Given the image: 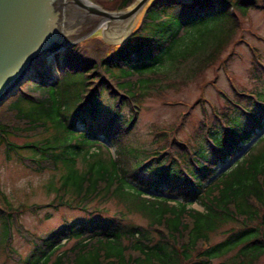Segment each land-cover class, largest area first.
<instances>
[{
  "label": "trees",
  "instance_id": "1",
  "mask_svg": "<svg viewBox=\"0 0 264 264\" xmlns=\"http://www.w3.org/2000/svg\"><path fill=\"white\" fill-rule=\"evenodd\" d=\"M131 1L120 0L117 7L123 9ZM176 2L151 0L142 12L140 31L111 44L110 54L87 58L92 62L88 67L87 60L85 67L73 64L68 54L63 57L64 75L56 82L32 80L37 95L15 93L24 103L11 105L16 125H0V141L15 154L16 148L28 150L26 160L36 167L59 172L57 181L47 185L55 193L51 204L67 203L85 212L77 226L65 221L61 229L37 236L17 222L19 207L11 205L0 187L3 248L19 264H253L264 253V133L233 166L203 185L213 166L233 155L263 126L264 86L251 91L233 87V96L223 94L230 112L216 108L209 120L200 121L195 144L175 136L170 126L155 134L151 147L120 143L133 119L128 115L119 120L120 110L123 103L132 110L133 97H137L136 82L130 79L127 66L153 73L168 66L175 69L177 60L195 61L187 74H197L239 29L236 14L243 15L257 4L256 0H191L184 6ZM101 71L118 76L115 88L123 90L129 102L121 95L113 96V110L103 120L98 113L104 85L85 90L92 78L85 74ZM159 79L151 74L139 80L145 91L157 86ZM77 123L80 129H74ZM15 133L30 139L16 144L8 137ZM99 134L114 144L115 155L97 138ZM146 167L154 177L147 184L137 182L134 170ZM146 187L161 193L145 196ZM162 192L175 193L183 201L173 199L171 203ZM110 198L121 202L127 212L140 214L145 224L125 219L122 210L104 216L101 203ZM189 200L202 208L188 207ZM12 220L18 232L32 242L25 257L10 244ZM218 232L221 236L211 242ZM64 237L73 241L61 247Z\"/></svg>",
  "mask_w": 264,
  "mask_h": 264
},
{
  "label": "rangeland",
  "instance_id": "2",
  "mask_svg": "<svg viewBox=\"0 0 264 264\" xmlns=\"http://www.w3.org/2000/svg\"><path fill=\"white\" fill-rule=\"evenodd\" d=\"M90 1L106 9H122L117 7L120 0ZM136 1L137 0L131 1L125 8L132 7ZM176 1L184 6L190 3L191 0ZM177 2L176 4H178ZM256 3L257 4L251 6L245 14H236V19L239 22V29L233 34V37L225 45L221 53L216 56L214 61L208 66L203 67L197 74L189 77L187 74L188 67L195 66V61H184L182 63V61L177 60L175 64H173L176 65L175 69L168 66L160 70L156 69L153 73L147 72V68L139 67L140 71L144 74L148 76L152 74V76L160 79L157 81V86H149L145 91H143L141 87L142 94L139 97L140 108L137 118L133 126L121 135L120 143H130L138 148L151 147L154 144L152 140L155 139V134L170 126L171 130L176 132L175 136L179 137L181 140L188 139L189 142L192 141L195 144L198 141V136L195 134L200 131V121L204 119L209 120L216 108L221 110L225 109L227 113L230 112L229 109L225 108L229 105V102L223 95L226 94L230 97L234 95L233 92H235V90H233L229 78L233 81L234 87H237L240 91L260 90L264 86V0H256ZM175 10L177 9L175 8ZM141 15L142 11L133 19L131 31L126 33L123 32L122 34L119 31V27H116L108 31V36H104L101 35L100 32L101 27H97L91 34L74 42L72 44L74 47L69 45L70 47H66L64 51L57 52V56L54 54V56L41 61L32 69L30 73L32 79L23 80L17 91L26 95H37L39 92L37 89L32 90L30 81H37L41 84L52 81L56 82L58 78L56 76V70H58L62 76L64 75L63 72H60V66L63 63V57L68 54H70L71 62L79 67L86 66L83 63L87 58L93 59L107 56L111 53V44L120 43L122 39L124 42V40L130 36V32H134V30L140 31L143 21ZM125 24H123V26ZM139 25L140 27H138ZM186 25H188V23H186ZM127 35L129 36L126 38ZM204 35L201 36L203 37ZM71 48L73 49L71 50ZM55 60H57L58 66ZM88 64L87 67L91 66L92 62ZM54 66H57L58 69L56 67L55 70V68H53ZM113 70L117 73V69ZM94 71H96V69ZM79 73L83 74L84 71ZM79 73L77 74L78 76ZM85 75H89L88 77L92 76L87 82L86 92L90 90V87L97 86L98 84L104 85L102 94L99 98L100 111L98 113V119L103 120L108 118L110 112L113 110H110L111 104L114 105L113 96L121 95L122 98H126V94H124L123 90L115 88V78L118 76H107L104 75L103 71H101L100 74L90 72ZM130 79H133V77H130ZM110 89L113 91L112 95L109 93ZM18 102L24 103L20 96L14 94L0 105V125H16L17 120L14 116L15 110L11 105L15 107L14 104ZM126 102H128L127 98ZM248 105L250 104L248 103ZM130 110L129 104L127 106L123 103L119 113V120L127 118ZM81 127V124L77 123L74 129H80ZM263 132L264 126L258 134L249 142L245 143L243 147L249 148L255 142V139ZM159 135L160 133L158 136ZM8 137L11 141L19 145L23 143V141L30 139V137L24 136V134L21 133H15ZM97 138L105 142L111 150V153H113L114 146L109 140L103 138L102 134H99ZM16 149L20 155H18V153L15 154L12 150L7 151L4 143L0 141V187L6 194L11 205L14 208L19 207L16 220L29 232L41 237H44L53 230L61 229L62 225L66 223L65 221L77 226L84 220L85 212L77 206L68 205L67 203H58L57 205L51 204L55 193L49 191L47 185L50 181H57L59 172L47 167H36L26 160V156L29 154L28 150L24 148ZM240 154L241 153L237 151L230 156V158H227L226 161L218 163L215 169L216 173H220L233 165V162ZM129 159L131 161L133 160V158ZM134 173L137 176V182L140 183L145 182V184H147L146 181L154 177L153 170L147 167L139 170L135 169ZM140 186L144 187L143 185ZM146 188L143 190L149 194L160 195L161 193L151 187ZM149 194H146V196ZM179 198L180 197L177 199ZM101 204L105 210L102 214L106 217L111 216L115 211L122 210L125 214V219L129 217L127 219H131L133 223L145 224L146 222L137 212H127L123 204L114 198L107 199ZM20 205H22V207H20ZM188 207L202 208L199 202L193 200L188 201ZM9 233L11 238L10 244L13 250L22 257H25L32 249V242L26 240L25 237L18 232L14 226L13 220ZM218 234L219 232L215 235L213 234L210 241L212 242L214 239H218L221 236ZM3 236L2 224L0 221V264H19L17 260L7 256L4 251ZM72 241L73 238H62L61 247L70 245ZM231 253L232 251L229 252L228 255ZM224 257L225 256L214 257L213 262L215 263ZM253 264H264V253L260 255Z\"/></svg>",
  "mask_w": 264,
  "mask_h": 264
},
{
  "label": "water",
  "instance_id": "3",
  "mask_svg": "<svg viewBox=\"0 0 264 264\" xmlns=\"http://www.w3.org/2000/svg\"><path fill=\"white\" fill-rule=\"evenodd\" d=\"M150 1L110 10L90 0H0V105L32 78L40 56L64 51L97 27L104 36L116 27L122 34L131 31L133 19Z\"/></svg>",
  "mask_w": 264,
  "mask_h": 264
},
{
  "label": "bare ground",
  "instance_id": "4",
  "mask_svg": "<svg viewBox=\"0 0 264 264\" xmlns=\"http://www.w3.org/2000/svg\"><path fill=\"white\" fill-rule=\"evenodd\" d=\"M179 1V0H178ZM60 51H62V50H60ZM45 55H42V56H40V58H38L39 60H38V62L37 63H34V65L31 67V70L37 65V64H39L41 61H43V60H46L48 57H44ZM46 56H47V54H46ZM56 67L57 66H54L53 68H55V70H56ZM57 69H58V67H57ZM56 76L58 77L59 76V71L58 70H56ZM28 79H31V78H28ZM21 84V83H20ZM19 84V85H20Z\"/></svg>",
  "mask_w": 264,
  "mask_h": 264
}]
</instances>
